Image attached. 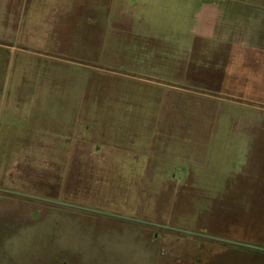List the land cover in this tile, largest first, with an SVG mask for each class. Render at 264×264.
<instances>
[{"label":"rangeland","instance_id":"374dc122","mask_svg":"<svg viewBox=\"0 0 264 264\" xmlns=\"http://www.w3.org/2000/svg\"><path fill=\"white\" fill-rule=\"evenodd\" d=\"M197 6L0 0V264H264V89L184 84Z\"/></svg>","mask_w":264,"mask_h":264},{"label":"crops","instance_id":"0c3cea01","mask_svg":"<svg viewBox=\"0 0 264 264\" xmlns=\"http://www.w3.org/2000/svg\"><path fill=\"white\" fill-rule=\"evenodd\" d=\"M196 1L198 6L193 19L188 22V35L176 31L177 34L167 38L171 41L175 39L178 45L172 46L178 52L181 50L180 60L185 58L180 62H185L184 84H190L188 76L192 68L198 70L199 76L202 73L205 75L199 80L214 82L208 74L221 69V54L223 49H227L232 55V66L228 69L232 73L231 81L240 83L244 78L246 88L264 89V0ZM136 31L143 37L148 35L145 27ZM243 61L246 64L242 75L238 67ZM207 69L209 71H205ZM215 83L205 84L216 86Z\"/></svg>","mask_w":264,"mask_h":264}]
</instances>
